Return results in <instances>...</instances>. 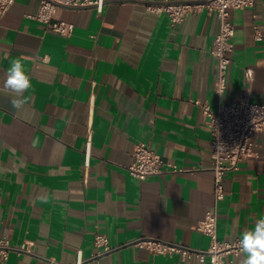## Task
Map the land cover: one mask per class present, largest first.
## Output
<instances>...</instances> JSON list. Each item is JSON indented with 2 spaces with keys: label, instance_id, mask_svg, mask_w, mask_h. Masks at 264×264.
Masks as SVG:
<instances>
[{
  "label": "crops",
  "instance_id": "crops-1",
  "mask_svg": "<svg viewBox=\"0 0 264 264\" xmlns=\"http://www.w3.org/2000/svg\"><path fill=\"white\" fill-rule=\"evenodd\" d=\"M165 1L109 0L102 13L59 8L54 18L75 25L70 36L31 17L39 0H16L1 20L0 88L16 58L31 78L19 111L0 92V234L12 246L3 264H75L79 250L83 264H204L131 244L153 237L205 250L210 237L196 225L216 203L212 132L196 100L214 110L220 104L211 54L220 20L204 10L172 25L167 14L147 9ZM231 18L234 48L222 100L249 93L264 104V0L232 10ZM139 141L183 171L133 176L128 168ZM252 141L257 156L224 175L221 240L240 238L264 218V133ZM96 232L117 248L89 259ZM26 244L31 252L21 249Z\"/></svg>",
  "mask_w": 264,
  "mask_h": 264
},
{
  "label": "built area",
  "instance_id": "built-area-1",
  "mask_svg": "<svg viewBox=\"0 0 264 264\" xmlns=\"http://www.w3.org/2000/svg\"><path fill=\"white\" fill-rule=\"evenodd\" d=\"M16 0H0V22L13 6ZM37 13L31 17L46 25L50 32L63 36H70L75 25L70 22L56 20L55 13L59 8L83 9L94 8L98 13L104 11L109 0H39ZM256 0H202L187 2L149 3L147 9L156 14H167L172 25L181 23L188 14L200 11L214 12L220 20V31L215 36L212 56L218 64V80L215 91L220 97L217 110L211 108L207 102L196 103L202 106L204 117L211 128V159L214 172L215 200L203 220L198 222L196 229L210 237L209 247L205 250H196L185 244L170 242L160 238L141 237L131 244L145 248L153 255L174 256L180 255L183 261H190L194 257L204 264H239L234 257L240 254L238 241L221 240L218 237V206L217 203L225 197L224 175L236 170L240 162L249 157L257 156L252 136L256 132L264 133V104L251 100L249 93L240 94L230 101H223L222 96L226 90L227 72L231 65L230 53L233 51L235 25L231 18L234 9H247L255 6ZM257 37L261 34L257 29ZM92 142L89 136L84 151V169L87 171L91 164ZM134 160L129 165L130 173L141 180L162 175L165 172H181L173 162H169L154 151L146 142L139 141L134 145ZM94 245L97 248L89 259H97L110 253L117 247L111 245L107 235L96 232ZM12 249L8 236L0 234V264L7 262ZM22 250L31 252L29 244L23 245ZM227 256L230 258L227 259ZM87 259L83 257L82 250L78 251L75 264H83Z\"/></svg>",
  "mask_w": 264,
  "mask_h": 264
},
{
  "label": "clouds",
  "instance_id": "clouds-1",
  "mask_svg": "<svg viewBox=\"0 0 264 264\" xmlns=\"http://www.w3.org/2000/svg\"><path fill=\"white\" fill-rule=\"evenodd\" d=\"M30 88L31 78L21 59L11 60L0 92L9 95L12 108L19 111L26 103L24 93ZM238 245L243 256L240 264H264V218L256 219L252 228L243 231Z\"/></svg>",
  "mask_w": 264,
  "mask_h": 264
}]
</instances>
